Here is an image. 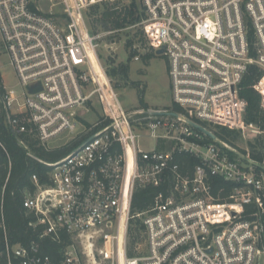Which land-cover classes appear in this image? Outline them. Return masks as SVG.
<instances>
[{
    "label": "built area",
    "instance_id": "1",
    "mask_svg": "<svg viewBox=\"0 0 264 264\" xmlns=\"http://www.w3.org/2000/svg\"><path fill=\"white\" fill-rule=\"evenodd\" d=\"M140 1L142 20L126 29L140 26L149 46L163 50L180 110L127 108L108 74L101 34L93 32L86 11L104 3L121 8L130 0H59L57 13H45L41 0H0V46L19 87H9L0 71L7 121L45 147L79 143L60 160L45 162L48 181L34 174L35 189L23 199L39 237L64 244L61 258L54 260L35 242L12 243L2 220L6 264L264 261V158L215 134L217 126L262 134L246 123L248 101L240 91L249 68L257 66L263 75L253 87L264 106V0ZM49 2L56 7V0ZM145 138L171 141L173 149H144ZM176 152L199 159L191 174L180 171ZM170 178L172 185L149 208L133 212L138 188ZM215 178L231 184L224 201L213 192ZM138 220L144 241L130 256Z\"/></svg>",
    "mask_w": 264,
    "mask_h": 264
},
{
    "label": "trees",
    "instance_id": "2",
    "mask_svg": "<svg viewBox=\"0 0 264 264\" xmlns=\"http://www.w3.org/2000/svg\"><path fill=\"white\" fill-rule=\"evenodd\" d=\"M107 3L97 4L90 9H99L101 6L107 7ZM93 18L91 25L93 32H97L98 26L106 31L126 29L129 25L137 24L142 20V6L137 0H130L127 6L106 9L103 13L89 12ZM91 27V28H92ZM131 45V40L128 41ZM155 54L145 56L144 61L148 63ZM107 71L113 79H119L125 84L131 83L139 90V102L146 106L144 101V90L136 81H130V63H118L113 65ZM263 72L257 66H251L241 86V95L248 101L245 113L246 123L256 124L261 130H264V110L261 107V96L253 87L262 77ZM117 88V85L114 84ZM175 110H180L174 105ZM240 130L229 129L226 127H215L216 136L235 146L240 135ZM254 142H249V149L256 158H264V137L262 135L255 137ZM79 143L72 142L60 147L51 149L40 144L32 134H17L6 119V113L2 102L0 101V222L3 220L6 226V235L12 243L31 244L35 242L46 254H49L54 260H59L62 254L64 244L53 241L50 237L40 238L39 228L31 226L29 223L33 217L27 213L23 206V199L26 190L35 189L32 182V176L37 174L41 183L48 181V174L51 170L45 162H55L66 156ZM245 152L246 150H242ZM175 162L179 164L180 171L184 174H191L198 164L199 159L189 153H175ZM171 176V175H170ZM214 194L224 201L231 192V184L221 178H215ZM171 178L160 184V186H148L138 188L133 196L132 210L134 213L145 211L154 203L155 197L159 192H166L171 186ZM143 225L140 220L137 227L131 234L128 244V255H136L135 247L138 243L144 241L141 234ZM4 232L0 229V251L4 246ZM68 242V240H66ZM0 264H6L5 254L0 256Z\"/></svg>",
    "mask_w": 264,
    "mask_h": 264
},
{
    "label": "rangeland",
    "instance_id": "3",
    "mask_svg": "<svg viewBox=\"0 0 264 264\" xmlns=\"http://www.w3.org/2000/svg\"><path fill=\"white\" fill-rule=\"evenodd\" d=\"M59 0H56V7H51L49 0H41L39 6L45 13H49L50 10L53 11H62V7L59 3ZM141 5V1L137 0ZM142 6V5H141ZM114 7V6H113ZM111 8V5L107 7L101 6L99 9H90L86 11V19L88 24L92 27L91 21L92 17L89 15V12H96L98 14L103 13L106 9ZM57 13V12H56ZM93 30V27H92ZM96 32V31H95ZM97 32L101 34L99 40V53L102 55L106 63V66L111 68L113 65L116 66L118 63H130V81H136L139 83L141 90H144V101L146 106H142L139 100V90L138 88L131 85V83L125 84L119 79H113V83L117 85V91L121 96V100L125 107L127 108H136V107H145L146 109H167L174 106L170 88V79L168 74V64L167 60L163 55L157 54V52L149 46V40L145 36L143 29L140 26H136L132 29H124L118 32H106L102 27L98 26ZM131 40V45L128 44V41ZM155 54L152 56L148 63H145L144 57L150 54ZM136 56H139V59L136 60ZM0 71L5 83L9 87H14L19 89L18 81L14 75V70L9 64L7 54L3 52V49L0 46ZM256 84V83H255ZM262 88L264 90V80L262 82ZM257 91V90H256ZM258 92V91H257ZM259 93V92H258ZM260 94V93H259ZM261 96V107L264 110L262 103V94ZM99 105H97L98 107ZM92 119H96L94 115ZM246 120V119H245ZM256 125V124H255ZM256 128V127H254ZM145 135V133H144ZM256 135L254 131L242 132L238 141H236L234 148L238 151L243 152L242 150H250L249 142H254ZM262 137H264V130H262ZM260 135V136H261ZM63 137L69 136V134H63ZM68 144V143H67ZM142 147L144 149H152L157 146L159 150L170 151L173 149V142L171 141H160L159 147L158 143L154 140L145 138L142 140ZM65 143L53 142L47 146V148H57ZM78 146V145H77ZM76 146V147H77ZM75 147V148H76ZM73 150V149H72ZM142 253L147 252L145 245L142 246ZM256 264H264L263 260L258 261Z\"/></svg>",
    "mask_w": 264,
    "mask_h": 264
},
{
    "label": "water",
    "instance_id": "4",
    "mask_svg": "<svg viewBox=\"0 0 264 264\" xmlns=\"http://www.w3.org/2000/svg\"><path fill=\"white\" fill-rule=\"evenodd\" d=\"M162 52H163V50H158V51H157V54L160 55V54H162ZM39 89H40L39 87H34V88H32V91H37V90H39ZM171 114L177 116V113H176V112H172ZM189 123H190L192 126L198 128V129H200L201 131H203V132H205L206 134H208L212 139H216V140H217L216 136H215L214 134H212L210 131H208L206 128H204L203 126H201V125H199V124H197V123H195L194 121H191V120H189ZM80 148H81V146L78 147L76 150H79Z\"/></svg>",
    "mask_w": 264,
    "mask_h": 264
},
{
    "label": "crops",
    "instance_id": "5",
    "mask_svg": "<svg viewBox=\"0 0 264 264\" xmlns=\"http://www.w3.org/2000/svg\"><path fill=\"white\" fill-rule=\"evenodd\" d=\"M0 68H1V67H0ZM159 144H160V141H159V142H158V144H157V145H158V147H159ZM64 157H65V156H64Z\"/></svg>",
    "mask_w": 264,
    "mask_h": 264
}]
</instances>
